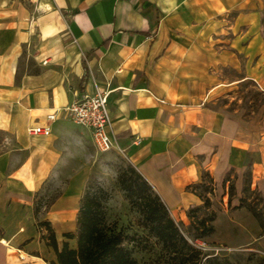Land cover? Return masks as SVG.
Here are the masks:
<instances>
[{
	"label": "crops",
	"instance_id": "crops-1",
	"mask_svg": "<svg viewBox=\"0 0 264 264\" xmlns=\"http://www.w3.org/2000/svg\"><path fill=\"white\" fill-rule=\"evenodd\" d=\"M261 15L264 0H0V264L55 261L42 221L58 250L63 242L75 247L64 234L77 232L90 132L62 112L48 134L27 129L97 88L109 91L115 149L172 218L188 221L187 208L200 203L189 186L209 171L222 191L221 213L237 226L252 223L246 208H233L241 185L228 202L222 181L231 168L239 172L235 157L248 155L251 189L264 192V132L253 137L209 100L245 80L264 90ZM51 183L61 192L39 209ZM242 231L264 255L261 229Z\"/></svg>",
	"mask_w": 264,
	"mask_h": 264
},
{
	"label": "rangeland",
	"instance_id": "rangeland-1",
	"mask_svg": "<svg viewBox=\"0 0 264 264\" xmlns=\"http://www.w3.org/2000/svg\"><path fill=\"white\" fill-rule=\"evenodd\" d=\"M261 21H264V15H261ZM224 74L228 79L237 76L227 70L224 71ZM226 87L219 90L210 98L211 106L215 109L228 112L235 119L243 121L253 137L264 132V90L254 81L249 80L238 82L231 87ZM91 147L93 162L83 188L81 202L85 195L95 197L103 213L102 223L105 230L115 233L119 232L121 234L123 238L121 245L131 251L132 256L137 260L138 264H153L160 258L163 259L161 256V245L143 227L140 212L129 205L123 190L119 186V174L127 165L131 164L116 149L107 152H98L93 145ZM252 155L254 156L255 153H252ZM235 158L240 170L239 172H236L235 168H231L230 170L231 174L228 177L234 184L232 193L228 192V198L230 197V200L237 198V183L243 187L245 182L244 174L248 171L251 173L249 165L250 158L248 155H237ZM208 173L213 180L211 173L209 171ZM227 184L229 185V182ZM213 187L214 192L212 195L214 196L215 204L214 208H212L216 211L218 218L213 222L214 232L212 235L196 242V245L205 254L200 264H264V255L259 253L254 248L252 242L244 238L242 233L243 229H247L253 235L258 234L260 232L259 224L251 216L252 223H248L247 221L242 222V225L246 229L239 225L241 229L234 222L227 219L221 213V206L219 205L222 191L217 190L219 186L217 187L215 182H213ZM60 192L61 185L59 183L49 184L39 194L37 202L40 209L47 208ZM243 195H246L247 203H253L257 209L264 211V202H257L250 192L243 194L241 190L239 197ZM230 207L231 204H228V211H230ZM173 219L176 223L181 222L175 216ZM183 225L187 226L188 221L183 223ZM43 232V237H46L47 232L45 228H43ZM70 243L73 245L76 243V240L75 242L71 240Z\"/></svg>",
	"mask_w": 264,
	"mask_h": 264
},
{
	"label": "trees",
	"instance_id": "trees-1",
	"mask_svg": "<svg viewBox=\"0 0 264 264\" xmlns=\"http://www.w3.org/2000/svg\"><path fill=\"white\" fill-rule=\"evenodd\" d=\"M230 174L231 171L227 173L222 183L224 186L229 182L228 192L232 193L234 184L229 180ZM250 175L249 171L244 174L242 193L250 192L257 202H264V193L251 189ZM118 182L129 205L140 212L143 227L161 245L163 259L160 258L153 264L201 263L205 254L196 242L214 232L213 222L216 218L210 199L214 192L213 180L208 171H203L200 181L189 186V190L199 198L200 203L187 208V226L174 221L160 197L131 165H127L119 174ZM238 202L234 208H246L264 234V211L257 209L253 203H247L246 195L239 197ZM36 209L38 210V207ZM102 214L95 197L85 195L79 208L75 236L70 233L64 234L66 239L75 238V247L70 248L67 242H63L60 250L50 225L44 221L39 222V226L45 228L47 232L45 237L47 244L56 254V259L51 264H138L131 251L121 245L123 241L121 234L105 230Z\"/></svg>",
	"mask_w": 264,
	"mask_h": 264
},
{
	"label": "built area",
	"instance_id": "built-area-1",
	"mask_svg": "<svg viewBox=\"0 0 264 264\" xmlns=\"http://www.w3.org/2000/svg\"><path fill=\"white\" fill-rule=\"evenodd\" d=\"M108 95V90L99 88L94 94H81L66 107L46 114L45 125L29 127L27 132L33 136L50 133L51 124L62 112L73 124L86 128L90 132L93 146L98 152L115 149V141L109 135L111 122L107 107Z\"/></svg>",
	"mask_w": 264,
	"mask_h": 264
}]
</instances>
